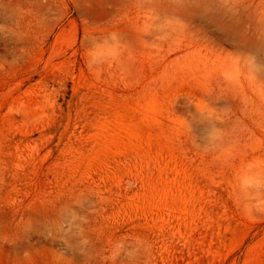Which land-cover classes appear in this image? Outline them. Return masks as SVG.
<instances>
[{
    "label": "rangeland",
    "instance_id": "1",
    "mask_svg": "<svg viewBox=\"0 0 264 264\" xmlns=\"http://www.w3.org/2000/svg\"><path fill=\"white\" fill-rule=\"evenodd\" d=\"M0 264H264V0H0Z\"/></svg>",
    "mask_w": 264,
    "mask_h": 264
}]
</instances>
